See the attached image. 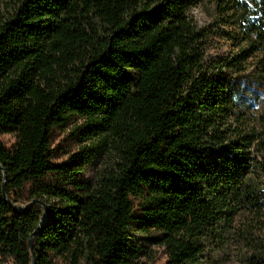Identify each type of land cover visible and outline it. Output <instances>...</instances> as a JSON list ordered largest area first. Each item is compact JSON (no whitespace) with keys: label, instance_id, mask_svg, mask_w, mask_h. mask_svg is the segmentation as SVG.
Masks as SVG:
<instances>
[{"label":"trees","instance_id":"obj_1","mask_svg":"<svg viewBox=\"0 0 264 264\" xmlns=\"http://www.w3.org/2000/svg\"><path fill=\"white\" fill-rule=\"evenodd\" d=\"M204 1L238 43L207 66L209 31L189 13ZM255 53L264 0H10L0 264H154L153 245L161 264H198L247 215L263 230L246 264H264V108L247 118L240 76ZM106 151V168L79 176Z\"/></svg>","mask_w":264,"mask_h":264},{"label":"rangeland","instance_id":"obj_2","mask_svg":"<svg viewBox=\"0 0 264 264\" xmlns=\"http://www.w3.org/2000/svg\"><path fill=\"white\" fill-rule=\"evenodd\" d=\"M9 2L10 0H0V13H6V6L9 5ZM189 13L198 25L206 27L209 31L202 44L203 60L206 66L236 52L238 43L224 34V30H230V28L224 26L222 18L216 15L209 2L204 1L192 6ZM233 36H237L236 33H233ZM263 65V55L255 53L246 61V70L240 74L250 92L247 118L264 108V73L260 71ZM1 138L7 143L13 140L9 134L3 135ZM61 140V135L58 133L54 139V147H57V151L63 148L65 144ZM111 158L110 152L106 151L98 161L79 173V176L95 175L111 163ZM20 207H24V205L22 204ZM261 220L250 215L241 216L236 223L237 233L230 238L232 242L228 241L229 243L225 247L224 241H218V243L208 246L198 264H246L247 245L245 242L255 243L262 238ZM240 233H243L244 236L241 237ZM149 249L152 250L151 258L143 257L145 261L154 264L164 262L165 251L163 248L153 245L149 246Z\"/></svg>","mask_w":264,"mask_h":264},{"label":"water","instance_id":"obj_3","mask_svg":"<svg viewBox=\"0 0 264 264\" xmlns=\"http://www.w3.org/2000/svg\"><path fill=\"white\" fill-rule=\"evenodd\" d=\"M30 204H33V201L30 202ZM46 217H47V213L43 214V216L40 219V224L44 223V221L46 220Z\"/></svg>","mask_w":264,"mask_h":264}]
</instances>
